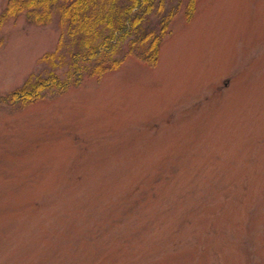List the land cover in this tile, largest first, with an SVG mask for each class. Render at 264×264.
Segmentation results:
<instances>
[{"label": "rangeland", "instance_id": "rangeland-1", "mask_svg": "<svg viewBox=\"0 0 264 264\" xmlns=\"http://www.w3.org/2000/svg\"><path fill=\"white\" fill-rule=\"evenodd\" d=\"M160 1L157 64L0 102V264H264V0ZM61 32L4 24L0 96Z\"/></svg>", "mask_w": 264, "mask_h": 264}, {"label": "trees", "instance_id": "trees-1", "mask_svg": "<svg viewBox=\"0 0 264 264\" xmlns=\"http://www.w3.org/2000/svg\"><path fill=\"white\" fill-rule=\"evenodd\" d=\"M197 0H189L187 17L192 18ZM157 0H8L0 15V32L4 24L24 15L35 25H48L55 17L62 28L58 47L41 56L52 67L47 75L32 74L18 89L0 96L1 103L28 105L40 100L46 91H67L80 85L85 76L101 78L120 68L129 55L155 65L159 60L163 38L170 32L176 8L166 11L159 2L156 27L148 29L149 14ZM3 38L0 35V47ZM127 45V54L121 50ZM68 47L70 61L63 50ZM69 66L65 76L56 71Z\"/></svg>", "mask_w": 264, "mask_h": 264}]
</instances>
